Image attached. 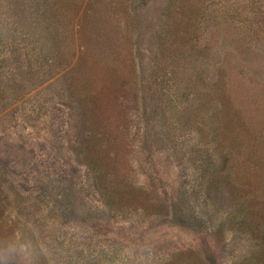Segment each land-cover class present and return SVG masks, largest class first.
<instances>
[{"label": "rangeland", "instance_id": "obj_1", "mask_svg": "<svg viewBox=\"0 0 264 264\" xmlns=\"http://www.w3.org/2000/svg\"><path fill=\"white\" fill-rule=\"evenodd\" d=\"M0 233L2 264H264V0H0Z\"/></svg>", "mask_w": 264, "mask_h": 264}, {"label": "trees", "instance_id": "obj_2", "mask_svg": "<svg viewBox=\"0 0 264 264\" xmlns=\"http://www.w3.org/2000/svg\"><path fill=\"white\" fill-rule=\"evenodd\" d=\"M13 234L14 233H0V242H1V240H5V242H10V241L14 240ZM1 236H2V238H1ZM0 246L6 247L8 245L0 243Z\"/></svg>", "mask_w": 264, "mask_h": 264}, {"label": "clouds", "instance_id": "obj_3", "mask_svg": "<svg viewBox=\"0 0 264 264\" xmlns=\"http://www.w3.org/2000/svg\"><path fill=\"white\" fill-rule=\"evenodd\" d=\"M0 264H2V261H0Z\"/></svg>", "mask_w": 264, "mask_h": 264}]
</instances>
